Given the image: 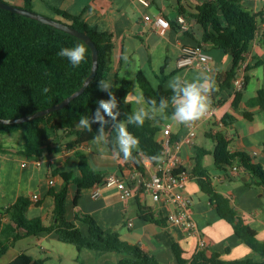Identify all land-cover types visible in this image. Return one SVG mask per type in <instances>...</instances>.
I'll use <instances>...</instances> for the list:
<instances>
[{
  "label": "trees",
  "instance_id": "16d2710c",
  "mask_svg": "<svg viewBox=\"0 0 264 264\" xmlns=\"http://www.w3.org/2000/svg\"><path fill=\"white\" fill-rule=\"evenodd\" d=\"M33 3V0H24L22 6L37 11ZM49 6L59 16V19L88 33L95 41L99 51L96 75L84 92L72 99L65 107L22 123H0V133L20 132L22 143L17 152L37 160L42 158L46 152L61 151L65 147L75 148L81 173L76 174L62 166L49 167L50 176H59L62 179L59 183L51 184L48 191V194L54 198L49 223L42 216L28 215L32 204H41L40 199L34 201L28 195L21 194L15 201L0 208V257L23 237L56 232L60 240L74 244L79 250L87 248L96 253H120L121 257L116 264H160L154 254L149 253L139 244L123 239L119 230L102 227L90 213L76 214V220L88 224V234L83 232L76 220L67 217L70 185L77 186L74 199L77 203L84 190L91 189L96 183L102 184L109 174L95 168L91 162L90 153L80 147L84 142L95 137L99 125L93 124L92 130L88 131L77 128V123L80 116H91L94 113L98 100L108 98L107 93L99 90L98 81L103 79L109 83L115 41L111 31L102 30L98 25L88 23L81 15L72 14L53 5ZM187 6L179 0V14L183 13L187 18L191 16L201 24L203 41L223 48L233 57L234 67L221 78L223 85H231V80L233 84L239 61L244 58L246 52L250 51L260 27H263L262 41L264 43V11L255 12L245 6L242 0H208L197 3L194 7L190 4ZM170 21L174 23L173 19ZM77 44L85 46L86 59L78 67H73L67 58L59 56L58 53L62 48H71ZM260 63H263L262 59L253 65ZM92 69L93 51L85 40L50 24L0 6V116L19 117L60 102L83 85ZM159 78L160 84L155 86L143 69L137 71L136 79L146 101L154 99L159 103L161 97L170 99L172 96L171 89L164 85L166 75ZM132 86V79L124 78L117 91L112 88L119 101V120H125L134 111L131 102L124 103V98L132 91ZM241 95L242 92L235 95L233 101L235 109L239 108ZM252 102L264 108V88L260 89L258 96ZM172 111L170 106L163 116L158 115L153 119H146L143 126L128 125V130L139 139V152L134 149L133 158L129 160L123 159L122 154H119L123 164L129 168L135 167L145 171L144 158H150L156 162L163 156V121L166 115H172ZM235 118L234 113L222 116L225 124L232 123ZM110 130V126L107 127L106 134L109 146L113 149L115 133ZM64 134L76 137L63 143ZM207 134L215 142L214 150L198 147L192 174L197 176L203 190L209 193L220 215L233 225L235 232L251 248L264 255V239L259 238L257 229L239 213L232 199L216 188L211 170L205 166L203 157L213 152L219 166L233 168L238 164L245 173H252L256 177L257 184L263 187L264 166L254 161L247 152L232 151L230 140L223 130L209 131ZM172 137L177 138L173 133ZM9 146L11 145L0 140V152H7L10 150ZM139 196L140 193L137 194L140 217L158 220L152 213L147 212L148 206L142 204ZM206 246L198 248L192 257H188L184 255L185 250L179 243L173 245L179 264H264V261H257L253 258L225 259L220 252ZM79 260L81 264H90ZM7 264L50 263L45 258H35L24 251Z\"/></svg>",
  "mask_w": 264,
  "mask_h": 264
},
{
  "label": "crops",
  "instance_id": "0c3cea01",
  "mask_svg": "<svg viewBox=\"0 0 264 264\" xmlns=\"http://www.w3.org/2000/svg\"><path fill=\"white\" fill-rule=\"evenodd\" d=\"M204 1L208 0H182V4L186 7L188 4L194 7L197 3ZM33 2L34 8L41 13L55 17L57 14L49 6L53 5L72 14L81 15L88 23L98 25L100 29L111 31L114 34L115 46L109 83L115 91L120 88L121 80L124 78L132 79L133 85L139 84L136 79L139 69L144 70L155 86L160 84L159 77L165 74L166 88H169L168 82L178 74L188 81L208 77L215 82V90L210 94V109L213 110V115L205 116L197 121L196 136L190 138L188 126L172 120L171 114L165 116L163 126L165 128L167 124H171L172 133L182 143L180 154L183 159V168L190 175L182 192L189 196L190 205L200 234L206 241V247L220 252L225 259L253 258L257 261H264V255L245 243L235 232L233 225L220 215L209 193L203 190L197 176L192 174L198 147L214 150L215 142L208 136L209 131L223 130L230 140L232 151L247 152L254 161L264 166V108L252 102L258 96L260 89L264 88L262 32L255 37L250 51L245 53V59L248 66L250 64V68H247V84L242 91L239 108L235 109L232 80L231 85H223L221 79L228 70L234 67L233 57L223 48L203 41V27L195 18L188 17L190 28L182 29L176 20L179 14V0H171L168 4L152 0L149 6H145L138 0H33ZM242 2L255 12L264 11V0H242ZM159 13H163L169 20H174L171 28L164 34L157 31L155 24V16ZM196 44H203L210 55L211 70L206 69L200 61H196L191 66H179L178 60L182 55L183 47ZM261 59L263 63L253 65ZM131 104L133 110L148 107L147 103H137L134 99L131 100ZM227 113H234L235 121L225 124L222 116ZM75 137V135L64 134L62 142L66 143ZM80 147L90 153L91 162L95 168L108 173H121L122 171L125 174L128 173L129 167L123 164L119 155L109 144L103 146V151H101V146L90 139ZM26 159L27 165H23ZM203 162L211 170L216 188L232 199L239 213L257 229L259 238L264 239V187L257 184L256 177L252 173H245L242 168L234 172L232 168L219 166L213 152L206 154ZM22 166L29 168L28 173L23 171L17 176L18 173L15 172L7 176L6 182L9 186L6 184V192L9 193L11 202L21 194L31 196L32 199L34 194H38L41 204H32L28 215L42 216L49 223L54 206V198L48 194L51 186L49 167L62 166L80 174L75 148L65 147L61 151L46 152L38 160L26 157L22 159ZM153 168L152 164L148 165V169ZM1 180L2 167L0 168V195ZM55 180L56 183L62 181L59 176H55ZM76 193L77 186L71 184L67 202L69 219L75 221L76 214L83 212L93 215L106 229L119 230L126 225L128 232L123 233L119 230L122 238L139 244L143 249L154 254L160 264H179L173 247L174 243H179L185 250L184 255L188 257H192L198 249L199 237L197 235H189L182 225L168 221L167 217L174 210V206L155 201L153 198V202H150L148 198L150 193H141L139 199L143 205L148 206L147 212L152 213L158 220L140 217L137 196L122 199L116 187L104 186L99 198L93 197L92 189H86L81 193L77 203L74 202ZM76 222L82 230L85 229V225L83 226L80 220ZM29 237L38 238V244L41 243L40 252L43 256H39L30 245L29 247L24 246L25 248L23 247L21 251L16 250L18 240L0 257V264H7L24 251L35 258H45L48 263L50 260H58L60 264L65 262L64 254L58 256L54 252L55 248L42 244L43 241L50 240L57 246L61 245L62 240L58 238L56 232H44ZM25 238L27 237L20 240ZM74 250L75 248H73L72 257L76 264H81L79 259L90 264H110L121 257L119 255L113 258L110 255L113 252L96 253L87 248L79 250L76 247V252Z\"/></svg>",
  "mask_w": 264,
  "mask_h": 264
},
{
  "label": "built area",
  "instance_id": "2783aa9c",
  "mask_svg": "<svg viewBox=\"0 0 264 264\" xmlns=\"http://www.w3.org/2000/svg\"><path fill=\"white\" fill-rule=\"evenodd\" d=\"M145 6L152 4V0H138ZM177 22L182 29L188 30L190 23L185 14L177 15ZM155 24L157 31L161 34L166 33L171 28V21L163 14L159 13L155 16ZM263 27H260L258 34L262 32ZM210 55L205 50L203 44L185 45L182 50V55L178 60L181 67L191 66L196 61H200L211 70ZM247 68L248 62L244 58L239 61L236 75L233 78V94L242 92L247 84ZM213 110L210 109L206 116H212ZM189 128L190 138L196 136L198 123L193 122L187 125ZM164 154L154 162L150 158H144L145 171H141L135 167L129 168L127 174L109 173L102 184L96 183L92 189V195L99 198L102 195L104 186L116 187L120 192L122 199H129L137 196L138 193H150L155 201H161L166 204H172L174 210L169 213L168 221L182 225L189 235H197L199 237L198 248L206 244L205 239L200 234L198 223L194 217L193 210L190 205L189 196L182 192L187 180L189 172L183 168V159L180 154L181 141L173 139L172 125L167 124L164 128ZM148 161V162H147ZM152 164V170L148 169V165ZM23 165H27V160L23 161ZM242 167L238 164L233 166V171L238 172ZM50 184H55V177L50 176ZM33 199L39 200V195L34 194ZM132 225V222H129Z\"/></svg>",
  "mask_w": 264,
  "mask_h": 264
},
{
  "label": "clouds",
  "instance_id": "9594fccd",
  "mask_svg": "<svg viewBox=\"0 0 264 264\" xmlns=\"http://www.w3.org/2000/svg\"><path fill=\"white\" fill-rule=\"evenodd\" d=\"M86 51L83 44H77L71 48H62L58 55L67 58L73 67H78L86 59ZM214 84L215 82L208 77L188 81L182 75H175L168 82L172 96L170 99L161 97L159 103L154 99L145 101L139 84H134L133 91L126 95L124 103L128 104L134 99L137 103H147L149 107H140L128 115L125 120H119L117 96L112 91L111 84L101 79L98 81L99 90L107 93L108 98L97 101V107L91 116H80L77 128L91 131L93 124L99 125L93 142L101 146V151H103V146L109 144L106 128L110 126V131L115 133L113 151L118 155L122 154L123 159L129 160L133 158L134 149L139 152L140 143L139 139L128 130L129 124L143 126L146 119H153L158 115L163 116L170 106L173 109L172 120L184 125L196 122L204 118L210 110V94L215 90Z\"/></svg>",
  "mask_w": 264,
  "mask_h": 264
},
{
  "label": "rangeland",
  "instance_id": "374dc122",
  "mask_svg": "<svg viewBox=\"0 0 264 264\" xmlns=\"http://www.w3.org/2000/svg\"><path fill=\"white\" fill-rule=\"evenodd\" d=\"M8 1H10L11 3H15L17 5H24V0H8ZM158 2L161 4H163V3L168 4L169 2H171V0H158ZM57 16L58 15H56L55 17L59 18V16L58 17ZM0 140L4 141V143H6L7 145H11V146H9L10 150H8L7 152H0V163H1V167H2L1 195H0V208H1V207L5 206L7 203H10L12 200V199H10L9 193L6 192L7 190L5 188L6 184L9 186V184L6 182L7 176H9L10 174L15 173V172L18 173L17 176L22 174L23 171H24V173H28L29 168L22 166V159H25L26 156L23 154H20L16 151L19 148H21L22 139L20 136V132H17L14 134L0 133ZM23 168L25 170H22ZM148 198H149L150 202H153L151 195L148 194ZM81 223L83 224V226L85 225V229H83V232L85 234H88V224H86L84 221H81ZM119 230L122 231L123 233H125V232H128V227L126 225H123V227ZM60 243H61V245L57 246L54 243H52L50 240H46V241H43L42 244L50 245L53 248H55L54 252H56V254L58 256L61 254L65 255V259H64L65 262H63L61 264H76L73 257H72L73 248H75L74 251L76 252V247L74 246V244L69 243V242H64V241H60ZM29 245H30V247L32 246L31 247L32 250L37 252V254L39 256H43L42 252H40L41 243L38 244V238H36V237L35 238L27 237L23 240H19V242L16 245V250L21 251L24 246L29 247ZM62 245H64V246H62ZM110 255H112L113 258H115V257L117 258L121 254L118 252H113V253H110ZM50 263L51 264H60L58 260H50ZM116 263H117V261H113L110 264H116Z\"/></svg>",
  "mask_w": 264,
  "mask_h": 264
},
{
  "label": "water",
  "instance_id": "95a60500",
  "mask_svg": "<svg viewBox=\"0 0 264 264\" xmlns=\"http://www.w3.org/2000/svg\"><path fill=\"white\" fill-rule=\"evenodd\" d=\"M0 6L3 8L9 9L11 11L23 14L27 17H31V18L40 20L44 23L50 24L54 27L62 29L68 33H71V34L85 40L90 45V47L92 48V51H93V69H92V72L86 78L83 85L78 90L74 91L73 93H71L69 96H67L66 98H64L60 102H58L54 105H51L47 108L37 110L33 113H29L27 115H22L19 117H2V116H0V123H5V124L22 123L25 121L35 119L37 117L46 115L51 111L58 110V109L65 107L67 104H69V102L72 99H74L75 97H77L78 95L83 93L84 90L88 87L91 80L96 75L97 68L99 65V61H98L99 60V51H98V48H97L95 41L91 38V36L88 33L78 29L77 27L73 26L72 24H70V23H68L62 19L54 18V17L48 16V15L39 13L35 10L28 9L22 5H17L15 3H11V2H8L6 0H0Z\"/></svg>",
  "mask_w": 264,
  "mask_h": 264
}]
</instances>
